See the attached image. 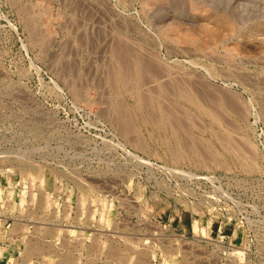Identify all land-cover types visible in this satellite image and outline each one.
<instances>
[{"label":"rangeland","instance_id":"1","mask_svg":"<svg viewBox=\"0 0 264 264\" xmlns=\"http://www.w3.org/2000/svg\"><path fill=\"white\" fill-rule=\"evenodd\" d=\"M63 262L264 264V0H0V264Z\"/></svg>","mask_w":264,"mask_h":264},{"label":"bare ground","instance_id":"2","mask_svg":"<svg viewBox=\"0 0 264 264\" xmlns=\"http://www.w3.org/2000/svg\"><path fill=\"white\" fill-rule=\"evenodd\" d=\"M31 131H32V130H31ZM36 133H37V132H36ZM37 134H38V133H37ZM40 190H41V189H40ZM8 191H10V190H8ZM8 193H9V192H8ZM8 193H7V194H8ZM42 193H43V192H42ZM44 194H45V191H44ZM81 196H82V195H81ZM38 198H39V197H38ZM46 198H47V197H46ZM46 198H45V199H46ZM45 199H44V200H45ZM9 200H10V199H9ZM46 201H47V200H46ZM83 201H84V200H83ZM41 203H42V201H41ZM81 203H82V202H81ZM46 204H47V203H46ZM48 204L51 205L50 202H49ZM43 205H44V204H43ZM40 206H41V204H40ZM44 206H45V205H44ZM47 206H49V205H47ZM40 208H41V207H40ZM40 210H41V209H40ZM41 211H42V210H41ZM35 212H36V211H35ZM33 213H34V212H33ZM28 214H29V213H28ZM47 216H48V215H47ZM47 216H46V218H47ZM45 230H46V229H45ZM55 230H56V229H55ZM48 231H49V230H48ZM50 232H51V231H50ZM43 233H44V232H43ZM46 233H48V232H46ZM52 233H53V232H52ZM44 234H45V233H44ZM49 235H50V234H49ZM55 235H56V234H54V236H55ZM33 238H34V237H33ZM42 238H43V237H42ZM45 238H46V237H45ZM50 238H51V237H50ZM50 238H47V240H48V239L50 240ZM54 238H55V237H54ZM35 239H36V238H35ZM37 239H38V238H37ZM127 239H128V238H127ZM31 240H32V239H31ZM31 240H30V241H31ZM33 240H34V239H33ZM41 240H42V239H41ZM43 240H44V239H43ZM142 240H143V239H142ZM60 241H61V240H60ZM125 241H126V240H125ZM36 242H37V241H36ZM36 242H34V243H36ZM40 242H41V241H40ZM53 242H54V241H53ZM101 242H102V241H101ZM132 243H133V242H132ZM37 244H39V242H38ZM43 244H45V243H43ZM55 244H56V243H55ZM55 244H54V245H55ZM64 244H65V243H64ZM112 244H113V243H112ZM45 245H46V244H45ZM48 245H50V244H48ZM51 245H52V244H51ZM66 245H67V244H66ZM66 245H65V246H66ZM116 245H117V244H116ZM126 245H127V244H126ZM131 245H132V244H131ZM131 245H128V246L131 247ZM136 245H137V244H136ZM52 246H53V245H52ZM52 246H51V247H52ZM59 246H60V245H59ZM65 246H63V249L65 248ZM132 246H133V245H132ZM27 247H28V246H27ZM69 247H71V246L69 245ZM87 247H88V245H87ZM124 247H126V246L124 245ZM136 247H137V246H136ZM161 247H162V246H161ZM28 248H29V247H28ZM28 248H27V249H28ZM42 248H43V247H42ZM44 248H45V247H44ZM44 248H43V249H44ZM53 248H55V247H53ZM61 248H62V246H61ZM71 248H72V247H71ZM90 248H91V247H90ZM104 248H105V247H104ZM104 248H103V249H104ZM112 248H113V247H112ZM112 248H111V249H112ZM39 249H40V248H39ZM43 249H42V251H43ZM48 249H51V248L48 247ZM82 249H83V248H82ZM101 249H102V247H101ZM135 249H137V248H135ZM162 249H163V247H162ZM29 250H30V249H29ZM64 250H65V249H64ZM137 250H138V249H137ZM137 250H136V251H137ZM160 250H161V249H160ZM170 250H172V249H170ZM182 250H183V249H182ZM34 251H35V249H34ZM65 251H66V250H65ZM97 251H98V249H97ZM99 251H100V250H99ZM101 251H102V250H101ZM121 251H122V250H121ZM121 251H120V253H122ZM161 251H162V250H161ZM28 252H30V251H28ZM28 252H27V253H28ZM60 252H61V251H60ZM62 252H63V251H62ZM71 252H72V251H71ZM84 252H85V251H84ZM118 252H119V251H118ZM166 252H167V251H165V253H166ZM169 252H170V251H169ZM169 252H168V253H169ZM58 253H59V252H58ZM97 253H98V252H97ZM97 253H96V255H97ZM53 254H54V253H53ZM125 254H126V253H125ZM125 254H124V255H125ZM139 254H140V253H139ZM31 255H35V254H31ZM60 255H61V254H60ZM66 255H67V254H66ZM88 255H89V254H88ZM96 255H95V256H96ZM124 255H123L122 257H125V256H126V255H125V256H124ZM140 255H141V254H140ZM146 255H147V254H146ZM149 255H150V254H149ZM149 255H147V256H149ZM164 255H166V254H164ZM170 255H171V254H170ZM181 255H182V254H181ZM184 255H185V254H183V257H184ZM187 255H188V254H187ZM74 256H75V255H74ZM93 256H94V255H93ZM106 256H108V255H106ZM119 256H120V255H119ZM143 256H144V255H143ZM143 256H142V257H143ZM147 256H146V257H147ZM64 257H65V256H64ZM90 257H92V256H90ZM167 257H168V256H167ZM170 257H171V256H170ZM59 258H61V257H59ZM67 258H68V257H67ZM70 258H71V256H70ZM113 258H114V257H113ZM125 258L127 259V256H126ZM125 258H124V260H126ZM143 258H144V257H143ZM184 258H185V257H184ZM191 258H192V257H191ZM63 259H64V258H63ZM68 259H69V258H68ZM121 259H123V258H121ZM181 259H182V256H181ZM185 259H188V258L186 257ZM185 259H184V260H185ZM189 259H190V256H189ZM189 259H188L187 261H190ZM74 260H75V259H74ZM90 260H91V259H90ZM93 260H94V259H93ZM93 260H92V261H93ZM104 260H105V259H104ZM104 260H103V261H104ZM109 260H112V259H109ZM124 260H123V262H124ZM139 260H140V257H139ZM142 260H143V259H142ZM145 260H146V259H145ZM191 260H192V259H191ZM63 261H64V260H63ZM107 261H108V260H107ZM117 261H119V260H117ZM137 261H138V260H137ZM181 261H182V260H181ZM181 261H180V262H181ZM60 262H61V261H60ZM66 262H67V261H66ZM70 262H71V261H70ZM78 262H79V261H78ZM83 262H84V261H83ZM96 262H97V260H96ZM101 262H102V261H101ZM105 262H106V260H105ZM144 262H145V261H144ZM147 262H148V261H147ZM149 262H150V260H149ZM192 262H193V261H192ZM63 263H64V262H63ZM76 263H77V262H76ZM80 263H81V262H80ZM89 263H90V262H89ZM108 263H109V262H108ZM108 263H107V264H108ZM185 263H186V262H185ZM56 264H58V263H56ZM60 264H61V263H60ZM64 264H65V263H64ZM69 264H70V263H69ZM72 264H73V263H72ZM81 264H82V263H81ZM86 264H87V263H86ZM93 264H94V263H93ZM98 264H100V263H98ZM103 264H104V263H103ZM111 264H112V262H111ZM140 264H142V263H140ZM181 264H182V263H181ZM189 264H190V263H189Z\"/></svg>","mask_w":264,"mask_h":264}]
</instances>
